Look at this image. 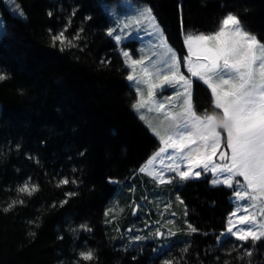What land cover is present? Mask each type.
<instances>
[{
	"label": "trees",
	"instance_id": "obj_1",
	"mask_svg": "<svg viewBox=\"0 0 264 264\" xmlns=\"http://www.w3.org/2000/svg\"><path fill=\"white\" fill-rule=\"evenodd\" d=\"M16 1L18 13L0 3V264H264V240L217 241L233 208L227 186L139 172L158 141L107 35L121 0ZM132 1L150 7L178 54L183 35L209 33L228 13L264 42V0ZM65 29L79 39L62 51L51 34ZM26 182L38 188L31 196L18 191ZM159 221L166 236L150 231ZM131 224L142 239L129 237ZM90 249L96 259L81 260Z\"/></svg>",
	"mask_w": 264,
	"mask_h": 264
},
{
	"label": "snow or ice",
	"instance_id": "obj_2",
	"mask_svg": "<svg viewBox=\"0 0 264 264\" xmlns=\"http://www.w3.org/2000/svg\"><path fill=\"white\" fill-rule=\"evenodd\" d=\"M145 22L151 28L149 35L157 37L153 45L157 49L153 53L156 58L142 55L133 59L129 51H123L122 55L124 64L132 70L127 80L135 85L137 99L132 107L140 113L139 119L159 138L162 147L146 166L140 167L139 172L147 173L158 184L172 183L175 178L185 182L199 178L203 173H211L213 185L235 187L233 195L236 201L244 202L243 207L238 203L229 214L226 229L217 241L224 235L242 242L251 240L253 244L264 240V42L245 30L237 14L228 13L215 32L184 35L188 55L181 61L168 46L151 9L147 7L124 23L119 34L117 29L110 28L107 35L120 44L131 38L129 29L142 30ZM65 32L66 29L51 34L52 45L59 44L62 51L66 47H76L73 41L79 39V33L69 39ZM181 64L190 75L181 71ZM138 66L139 72L136 71ZM7 78L0 74V81ZM193 78L202 81L211 92V104L200 114L193 103ZM142 86L147 90L146 96ZM169 87L179 90L158 100L157 95ZM145 109L149 114H155V126L143 114ZM158 159L159 169L154 167ZM166 172L174 176H167ZM239 178H243L242 181ZM69 182L67 178L62 179L57 186ZM109 182L116 183L111 178ZM37 190V186L29 187L27 182L18 188L19 192L29 196ZM16 203L13 201L4 211ZM112 211L110 209L105 215ZM240 212L246 214L238 215ZM81 228L91 231L86 225H81ZM188 229L190 232L198 231L190 224ZM156 235L162 236L163 233L158 230ZM135 239L142 238L137 236ZM79 257L83 261L96 259L91 249L81 251ZM163 264H174V261L164 260Z\"/></svg>",
	"mask_w": 264,
	"mask_h": 264
},
{
	"label": "rangeland",
	"instance_id": "obj_3",
	"mask_svg": "<svg viewBox=\"0 0 264 264\" xmlns=\"http://www.w3.org/2000/svg\"><path fill=\"white\" fill-rule=\"evenodd\" d=\"M0 3H2V5H4L7 9L18 13L19 6H18V3H17L16 0H0ZM145 7L150 8L146 4L136 3V2H134L132 0H121L120 1V6H119L118 11H117V12H120L119 17L117 18V21H114L111 24L110 28L117 29V34H119V32L121 30V26L124 23H126L129 19L135 18L138 15V12L143 10ZM152 15H153V13H152ZM153 17H155V16L153 15ZM155 20H156V23L160 26V29L163 32V36H164L165 40L167 41L168 46L171 47L176 52L177 57L181 61H183V58L188 55V50H187V47L184 45V42H183V49H184L185 52L182 53V54H178L177 51L174 49V47L168 41V39H167V37L165 35V32H164L161 24L156 19V17H155ZM218 27L219 26H217L216 29L210 31L209 33H200V32H188V33L193 34V35L211 34V33L215 32L216 30H218ZM129 31L131 33V38L130 39H124L120 44H118V48H119V51H120L121 55H122L123 51H129L133 59H139L142 55H147L150 58L155 59L156 57L153 56V53L156 52L157 49H155L153 47V45H154V43H156L157 37L154 36V35H149V33L151 32V28L148 26L147 22L144 23L142 30H140V29H129ZM2 32H3V21H2V17H1V8H0V35H1ZM183 41H184V35H183ZM122 57H123V55H122ZM124 59L125 58L123 57V61H124ZM126 68H127V76H128V74L132 70L130 68H128L127 66H126ZM139 70L140 69H139V66H138L136 71L139 72ZM181 71L185 75H190L188 73V71H187V68L184 67L183 64H181ZM196 83H198L199 85H197ZM129 84L133 88V90L135 91L134 83L129 82ZM177 90H179V89H176V88H173V87H169L166 90H163L162 94H158L157 95V99L158 100H162V99H164L167 96L174 95L175 91H177ZM142 91L144 92V94L146 96L147 90L143 86H142ZM192 92H193V103H194V105L196 107L197 113L200 114V113H202L204 111V109L209 108V106L211 104V92L207 88V86L203 84L202 81H197L195 78H193ZM136 99H137V97L135 96V100ZM135 100H134V102H135ZM142 111H143V114L145 115L146 119L152 120L153 124L155 126V124H156V121L154 119L155 114L154 113L153 114H149L146 109L142 110ZM136 113H137V115L139 117L140 113H138V112H136ZM142 122L148 128L147 124L144 121H142ZM150 132H151V130H150ZM154 137L157 139L158 145L155 148V150L152 152V154L143 162V164L141 166H146L147 162L149 161V159L151 157H153L154 154L156 152H158L159 149L162 147L159 138L156 137L155 135H154ZM224 150L227 151V149H224ZM161 159H163V155H162ZM165 163H167V161H165ZM154 167L157 168V169H159L161 167L159 159L154 162ZM151 170H152V168L150 167L149 171H151ZM144 174H146V176H148L150 179L153 180V178L151 176H149L147 173H144ZM166 175L167 176H174V174L167 173V172H166ZM201 177H209L210 183H211V180L213 179V176H212L211 173H203L201 175ZM201 177H199V178H201ZM175 179L179 180L178 178H175ZM175 179H173V180H175ZM195 179H198V178H195ZM239 179L242 181L243 178H239ZM229 189H230L229 193H230V196H231V200L233 202V206H232L233 208H232L231 212H233L236 209L238 203L240 204L241 207H243L244 206V202H237L236 201V199H235V197L233 195L235 187L229 188ZM139 205L140 204L136 203L134 206H132V212H131L132 215H134V214L136 215L137 210L139 208ZM165 210H166V208H164L162 210V213L166 212ZM241 214H246V213H243V212L238 213V215H241ZM233 219L235 220V218H233ZM147 226L150 227L151 225L148 224L145 227H147ZM133 227H134L133 224H131L129 227H127V233L129 232L128 233L129 237L131 239H135V237H137V236L140 237V235H139L140 233L138 231L131 232ZM164 227H165L164 224L161 221H159L158 225L155 226L153 229L151 228L150 231L153 230L154 233H157V231L159 230L161 233H163L162 236H166L168 231L165 230Z\"/></svg>",
	"mask_w": 264,
	"mask_h": 264
}]
</instances>
